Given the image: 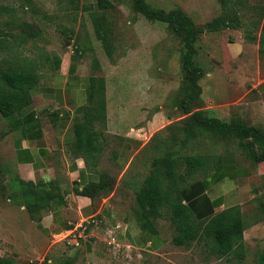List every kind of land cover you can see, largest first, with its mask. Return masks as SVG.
<instances>
[{
	"label": "rangeland",
	"instance_id": "rangeland-1",
	"mask_svg": "<svg viewBox=\"0 0 264 264\" xmlns=\"http://www.w3.org/2000/svg\"><path fill=\"white\" fill-rule=\"evenodd\" d=\"M110 1L114 7L102 15L91 9L92 1L85 2L87 11H82L66 0H0V67L40 69L45 67L44 49L65 46L66 52L79 56L84 70L105 80L106 119L120 130L127 129L123 126L140 130L144 142L151 138L125 175L129 160L123 169L112 157L100 160L103 170L116 178L117 194L129 201L147 176L151 160L165 151L215 158L234 154L238 205L246 225L244 256L218 259L203 246L185 249L171 242L145 253L132 247L109 249L105 254L100 248L90 254L82 248L73 251L67 243L51 247L52 239L40 232L8 187L10 180L20 177L5 138V119L0 116V258L12 264H264V212L259 209L264 202V162L256 165L246 158L234 135L196 131L186 139L189 114L178 107L191 92L182 65L183 35L167 24L147 20L135 11L133 0ZM145 2L163 13L179 9L199 29L221 14L218 0ZM245 2L243 22L246 26L256 22L258 31L250 32L258 36L264 0ZM96 33L103 35L101 40ZM83 43L89 44V52L81 50ZM194 47V62L203 71L198 81L200 110L223 122L239 121L264 131V56L257 40H246L243 29L228 28L203 31Z\"/></svg>",
	"mask_w": 264,
	"mask_h": 264
},
{
	"label": "trees",
	"instance_id": "trees-1",
	"mask_svg": "<svg viewBox=\"0 0 264 264\" xmlns=\"http://www.w3.org/2000/svg\"><path fill=\"white\" fill-rule=\"evenodd\" d=\"M66 1L74 5L75 10L82 11H87L84 3L92 1L91 9L102 15L114 7L110 0ZM133 2L135 11L147 20L167 24L183 35L182 65L191 92L178 107L189 114L187 120L189 124L185 131L186 139L188 140L196 131L234 135L239 140L238 147L246 158L256 165L264 162V131L254 126H245L239 121L223 122L205 115L200 110L203 105L202 89L198 81L202 78L203 71L194 62L196 55L194 44L199 35L203 31L212 33L228 28L243 29L245 39L250 42L257 40L258 51L264 56V9L261 13L263 21L259 35L252 36L250 29L255 28L258 31L259 26H256V22L252 23L254 26L244 24V15L241 12L247 7L245 0H218L221 14L209 22L204 29L196 28L191 19L179 9L163 13L151 9L145 0H133ZM98 25L103 26L95 24ZM102 29L105 36L106 28ZM97 36L99 40L103 37L100 34ZM88 45L83 43L82 51H90ZM39 80L34 68L0 67V116L7 120L30 107L32 93L38 86ZM105 95V80L101 77H92L89 104L82 110L80 118L73 122L74 151L81 153L90 151L89 149H97L94 142L97 141L99 134L95 124L106 121ZM222 179L220 157L183 155L178 151H165L162 156L151 160L147 176L134 190V199L140 207L143 221L142 233L157 235L154 222L158 219L169 220L177 232L171 241L173 246L185 249L203 246L209 255L218 259L232 257L242 259L245 253L243 236L246 225L240 205L214 213V208L220 207L221 199L211 202L205 195L214 183ZM115 186L116 178L103 171L97 182L85 185L81 191L75 189L74 193L93 199L100 194L111 193ZM8 187L13 193L14 201L24 207L37 228L44 213L53 207H60V201L63 200L61 189L54 182L34 183L14 178L9 181ZM259 209L264 212L263 201ZM69 263L66 261L65 264ZM0 264L12 263L0 258Z\"/></svg>",
	"mask_w": 264,
	"mask_h": 264
},
{
	"label": "crops",
	"instance_id": "crops-1",
	"mask_svg": "<svg viewBox=\"0 0 264 264\" xmlns=\"http://www.w3.org/2000/svg\"><path fill=\"white\" fill-rule=\"evenodd\" d=\"M63 49H44L45 67L36 69L40 80L32 93L30 107L5 120V138L20 179L45 184L54 182L61 189L60 207L46 211L38 228L52 239L53 248L68 244L73 251L82 248L87 254L99 248L105 254L109 249L121 247H132L140 253L157 251L177 235L169 220L154 222L157 235L142 233L141 211L135 199L129 201L127 196H119L116 188L93 199L74 193L75 189L81 191L85 185L99 180L104 171L100 161L103 158L118 160L119 168L124 165L121 169L129 160L125 175L151 138L144 142L140 130L127 126H123L126 130H120L106 119L105 123L95 124L99 134L94 142L97 149L74 151L73 122L89 104L91 78L97 76L84 70L78 55ZM114 127L119 130L114 131ZM220 159L223 179L205 192L211 202L221 199L214 213L239 202L236 156L225 153ZM126 191L123 189L121 194ZM72 212L74 218L70 219Z\"/></svg>",
	"mask_w": 264,
	"mask_h": 264
}]
</instances>
